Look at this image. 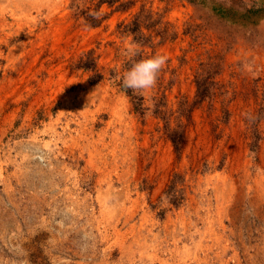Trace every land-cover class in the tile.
Here are the masks:
<instances>
[{
  "label": "rangeland",
  "instance_id": "rangeland-1",
  "mask_svg": "<svg viewBox=\"0 0 264 264\" xmlns=\"http://www.w3.org/2000/svg\"><path fill=\"white\" fill-rule=\"evenodd\" d=\"M69 1L0 0V264H264V0L225 1L220 23L136 0L97 28ZM142 3L176 32L143 47L168 57L143 116L107 79L141 48L115 30ZM90 48L98 82L70 68Z\"/></svg>",
  "mask_w": 264,
  "mask_h": 264
},
{
  "label": "trees",
  "instance_id": "trees-1",
  "mask_svg": "<svg viewBox=\"0 0 264 264\" xmlns=\"http://www.w3.org/2000/svg\"><path fill=\"white\" fill-rule=\"evenodd\" d=\"M199 8L206 10V17L208 19L216 20L218 23L224 22L228 19V14L232 8L231 4H225L227 0L215 2L214 0H187ZM69 8L72 12V17L76 22H80L82 26L86 28H97L103 24V22L114 11H125L134 6L136 0H71L69 1ZM207 4L210 8H207ZM106 5L110 8L109 12H104L102 6ZM246 12H250L247 9ZM162 14L154 13L150 8H145L144 3L139 6L136 13L128 21H120L116 24L115 32L121 36H131V42L140 46L141 48H134L128 52V55L124 57L123 62L119 70L115 67L107 70V79L113 80L119 89L123 90L130 98L132 103V109L143 116L147 107L143 105L144 96L141 93L142 90L133 92L131 89H125L123 87V77L125 73L130 69L132 64L144 58L154 56V51L147 52L143 49L144 46L154 48L155 45L164 43L165 41H172L176 37V32L170 30L169 24L162 21ZM157 39L155 42L154 40ZM98 55L95 54V49L90 48L86 51H82L75 59L70 62V68L73 70H81L83 72H89V80L92 82H98L103 79L104 73L100 71L98 67ZM219 71L218 63L214 62H200L195 69L193 82L195 84V96L198 100L209 98L210 88L209 81ZM160 71L157 82L161 80ZM157 84V83H156ZM152 98H155L152 97ZM155 109L153 113L162 119H164L165 130L167 131L168 123L165 120V115L159 110L158 104L154 103ZM172 139L174 145L177 144V140L174 139L172 133H167Z\"/></svg>",
  "mask_w": 264,
  "mask_h": 264
},
{
  "label": "clouds",
  "instance_id": "clouds-1",
  "mask_svg": "<svg viewBox=\"0 0 264 264\" xmlns=\"http://www.w3.org/2000/svg\"><path fill=\"white\" fill-rule=\"evenodd\" d=\"M167 60L166 55L156 54L134 62L123 77V87L133 92L154 88Z\"/></svg>",
  "mask_w": 264,
  "mask_h": 264
}]
</instances>
